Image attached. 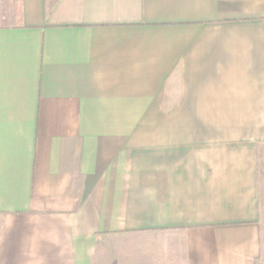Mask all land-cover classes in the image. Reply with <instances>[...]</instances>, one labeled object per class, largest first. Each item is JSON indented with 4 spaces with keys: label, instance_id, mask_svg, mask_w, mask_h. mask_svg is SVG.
<instances>
[{
    "label": "crops",
    "instance_id": "obj_1",
    "mask_svg": "<svg viewBox=\"0 0 264 264\" xmlns=\"http://www.w3.org/2000/svg\"><path fill=\"white\" fill-rule=\"evenodd\" d=\"M263 157L264 0H0V264H264Z\"/></svg>",
    "mask_w": 264,
    "mask_h": 264
},
{
    "label": "rangeland",
    "instance_id": "obj_2",
    "mask_svg": "<svg viewBox=\"0 0 264 264\" xmlns=\"http://www.w3.org/2000/svg\"><path fill=\"white\" fill-rule=\"evenodd\" d=\"M261 170H262V175H261V190H260V197H261V207H262V222H264V157L261 158Z\"/></svg>",
    "mask_w": 264,
    "mask_h": 264
}]
</instances>
